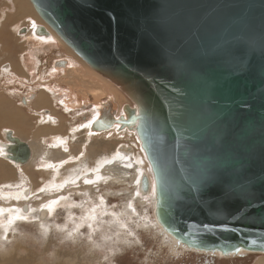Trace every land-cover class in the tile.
<instances>
[{
	"label": "water",
	"instance_id": "1",
	"mask_svg": "<svg viewBox=\"0 0 264 264\" xmlns=\"http://www.w3.org/2000/svg\"><path fill=\"white\" fill-rule=\"evenodd\" d=\"M30 2L137 105L128 117L138 119L161 235L198 252L264 253V0ZM6 133L4 157L29 164L30 144Z\"/></svg>",
	"mask_w": 264,
	"mask_h": 264
},
{
	"label": "rangeland",
	"instance_id": "2",
	"mask_svg": "<svg viewBox=\"0 0 264 264\" xmlns=\"http://www.w3.org/2000/svg\"><path fill=\"white\" fill-rule=\"evenodd\" d=\"M5 2L6 0H0V51L10 48L2 40L7 21L13 22V18L17 21L15 34L10 30L8 36V39L12 40L18 31L17 28L22 27L24 23V19L13 11L21 12L18 4L12 0ZM29 3L34 11L30 0ZM6 29L9 30V27ZM13 52L14 56H17L19 49L13 48ZM60 54H63L62 50ZM3 58L0 61H8L7 57ZM24 64L27 70H30L29 76H26L28 80L24 81L29 85L32 79L30 76L37 68L30 60H26ZM46 66L40 76L46 75L49 68L48 66L45 69ZM49 72L50 74L46 75L48 81L51 80V71ZM5 75L9 77V74ZM2 76L0 73V78ZM14 78L10 76L8 82L2 80L4 83H0V93L5 92L3 90L13 91L14 93L10 94L15 95L13 110L17 109L19 115H24L21 106L24 93L21 92L26 90L25 85L21 80L16 81V84ZM10 85L15 87H6ZM29 87L31 86H27V89ZM58 92L56 91L57 94ZM57 100L62 108V96H57ZM131 104V107L135 106ZM90 110L91 107L86 115L72 114V117L67 118L69 122L65 126L49 127L42 142L40 137L36 136L28 141L29 144L40 145L36 148L41 168L35 165L11 166L2 164L5 160H0V171L3 169V175L0 173L1 190L19 196H0V206H13L9 208L11 211L6 210L0 214L1 264H263L264 253L239 251L225 256L220 253L198 252L176 246L168 235H161V231L157 230L160 225L155 220V197L152 195L147 198L136 191V183L131 181V175L139 171L140 164L136 161L137 157L131 156L128 159L118 151L121 148L118 144L122 139L114 141L107 137L105 140L87 142L81 130L79 138L72 139L73 145L67 152L54 147L55 139L61 137L54 135L69 137V134H74L75 128L94 116L93 110ZM63 111L66 112L65 109ZM79 111L75 113H82ZM38 128L40 127L37 122L35 131ZM122 141L129 145L132 143L130 146L135 150H141L140 145L135 144L138 142L137 137L134 141ZM81 146L82 149L83 146L89 149L87 159L80 154ZM49 151L52 153H47ZM45 155L55 159L70 156V160H67L66 164L63 163L59 171L52 168L53 166L47 169L42 161ZM144 157L149 164L145 154ZM5 159L6 162L10 161ZM129 192L132 193V198ZM24 205H27L28 212L23 211ZM147 230H152V233ZM158 236L164 239L163 244ZM169 244L177 249L174 251Z\"/></svg>",
	"mask_w": 264,
	"mask_h": 264
},
{
	"label": "bare ground",
	"instance_id": "3",
	"mask_svg": "<svg viewBox=\"0 0 264 264\" xmlns=\"http://www.w3.org/2000/svg\"><path fill=\"white\" fill-rule=\"evenodd\" d=\"M12 1L16 2L18 6L20 7L19 9L22 13V18L24 19V23L22 24L23 26L21 27L19 31V35L22 34L20 37H25V39L23 40L26 41V45H24L25 43L24 41H23L24 42L23 45L18 44V47L19 45H22L23 47L19 54L20 55L19 61L14 62V65L8 66V67H6V65L4 66L2 65V69H0V73L5 77H6L5 73L9 74V77L17 76L19 80L24 81L26 80V76H29V71H30V70H27L24 64L26 60L27 61L30 60L33 62L34 66L37 68L36 71H38L39 76L41 75L43 67L48 64L47 63L48 61L46 62L44 58H46L47 56H50L53 64H54V61L57 60L56 68L55 69L53 68L51 70V75H50L51 80L48 81L46 85L44 84L46 87L49 88L48 91H47V88L44 85H42V87H40V91L37 90L39 94H37L34 91L35 93H32V95H30L31 93L29 92L30 94L24 97L23 99L24 102L26 103L28 102L27 104H30V105H35V102L38 99V102L36 103V106H37L36 110H33L34 115L37 116V122L40 127L36 131V137H40L41 142H42L45 137L44 134L49 131V127L60 128L62 126H65V124L69 122V120H67L68 117H72V114L83 115V113H85V110L87 109V106L91 105V108L94 112V116L89 121H86L85 124L75 128L73 131L74 134H69V137L58 135V134L54 135V137H57V136H61V137H57L55 139V141L53 142V146L56 148H59L60 150H62V152H67L69 150V147L73 145L72 139L73 138L78 139L79 135H81L80 134L81 130L83 131L82 135L84 136L87 142H90L93 140L95 141L101 140V139L105 140L107 139V137L108 139H113L114 141H119V139H122V140L127 139V141H131V140L134 141V138L137 137L138 142H136L135 144L140 145L141 150L144 153L141 150L133 149V146H130L132 143L129 145L127 143H124L122 140H121L122 142L120 141L118 145L120 147H123V146L131 147L133 151L132 153H127L126 151H121L120 149H118V151L120 150L119 152L128 159H130L131 156L137 157L136 161H139V164H140V167L138 169L139 171H137L134 176L131 175L132 182L136 183V191L141 194L140 192L141 186L143 189L141 174L142 172H145L149 176V179L151 182V189L146 194L144 195L141 194V195L146 196L147 198L152 197V195H154L155 197V194H154L155 184H154L153 175L151 172V167L149 166L150 163L147 164L145 160L144 154L146 156V153L144 149L142 148V143L140 141V138H139V135L136 129L138 125V122H137L138 119L135 118V119L130 120V118L128 117V114L132 113L131 110H133V108L138 109L137 105L133 103L134 102L133 99L122 90V88L119 86L117 82H114L108 77L97 72L88 63H86L85 60L81 56H79L78 53H76L75 50L72 49L67 44V42L62 38V36H60L55 30H53L49 25H47L42 20V18L39 17L37 13H34L35 10L33 11V9L30 7L29 0H12ZM25 22H27V24ZM39 26L44 28L43 35L38 34ZM16 39L20 40L18 36ZM17 40L16 42H18ZM60 50L63 51V54H60ZM55 53L57 54L54 55ZM0 54L6 55L3 53V50L0 51ZM52 56H56V59L54 60L55 57H52ZM101 83H103L104 86H101ZM3 91H5L3 92L4 96L5 95L9 96L10 94L13 93L11 92V90H7V92L6 90H3ZM56 91H59L58 94L56 93ZM36 95H39V96H36ZM57 96H62L61 102H62V105H64V109L66 112H64L63 109L60 107L59 105L60 102L57 100ZM35 97H37L36 100H34ZM0 98H2L1 94H0ZM6 98L4 99L6 100ZM29 100L31 101L34 100V102H31ZM106 100L107 102H105ZM13 103L15 104V102ZM128 103L131 105H135V106L131 107ZM45 106H48V107L44 109ZM7 107H10V106L8 105ZM88 109L86 110V112L88 111ZM45 111L47 112L45 113ZM77 111L79 112L82 111V113L80 114L75 113ZM68 112H72V113L67 114ZM11 114L15 118L19 115L17 109H14V110L12 109ZM120 116L121 117L124 116L125 120L127 121L129 120L127 122L128 124H126L127 126L123 129H121V125L118 121ZM4 124L5 122H3V125ZM9 128L10 127H8V129ZM8 129H4L5 136L7 135L6 131L7 132L9 131ZM13 133L15 136L22 139L16 131H14ZM2 140L0 138V142H4ZM30 146L32 148V159H31V162L27 165L29 166L35 165L39 167V165L41 164L39 162L38 150L36 146L40 147V145L38 143L37 145L30 144ZM83 147L84 148L82 149V146H81L80 154H83L84 158L87 159L89 155L87 150L89 149L88 147H85V146ZM47 153H52V152L49 151ZM4 154H5L4 147L1 145L0 146V160L2 161L5 160L4 163L2 164L14 165L15 163L11 161L6 162ZM67 160H70V156L62 158V159H55V158L48 157L47 155H45V159H43L42 161L45 163L44 166L47 169L53 166L52 168H55L59 171L60 166L63 163L66 164L68 162ZM126 164L129 166L128 163ZM131 164L132 163H130V165ZM20 168L22 170V167ZM2 172H3V169L0 171L1 175H3ZM5 183H9V182H5ZM12 194L13 193L7 194L4 191H2L0 188V196L6 197V198L7 197H19L18 194H13V195ZM19 195H21V193ZM12 207L13 206H10V207L0 206V214L1 213L3 214L4 213L3 211L10 210L9 208H12ZM11 218L13 219V217H10V219ZM155 220H157L158 225L159 224L161 225L159 226L161 228V231L166 232L167 230L165 229L166 226L164 225L165 222H164V217L162 216V211H159V210L157 211V218L155 216ZM166 235H168L173 240L171 235H169L168 233H166ZM173 241L175 242L176 239ZM176 246H172L173 248H175L174 251L177 249ZM262 263L264 264V260H262Z\"/></svg>",
	"mask_w": 264,
	"mask_h": 264
},
{
	"label": "crops",
	"instance_id": "4",
	"mask_svg": "<svg viewBox=\"0 0 264 264\" xmlns=\"http://www.w3.org/2000/svg\"><path fill=\"white\" fill-rule=\"evenodd\" d=\"M5 3H7V0H6V2ZM7 10V9H6ZM14 12H17V15L21 18L22 16H20V14H21V12H18V10H13ZM20 13V14H19ZM12 20H10L9 22L7 21V23H6V26H5V29H4V38L2 39V40H4V42L6 43V44H8V46L10 47L9 49H4L3 50V53L4 54H6V55H3V54H0V59H4L3 57H8V64H7V62H4V61H0L1 63H0V69H2V65L4 66V65H6V67H8V66H12V65H14V62H17V60L19 59V54H20V52H21V50H22V45H23V43H24V45H26V41L25 40H23V39H25V37H20L19 36V31H20V29H21V26L19 27V28H17L18 29V31H17V34L16 35H14V39L12 40V39H8V36L10 35V30H12V32L14 31V34H15V29H14V27H15V25H16V23H17V21H16V19L14 20V18H13V22H11ZM26 23V22H25ZM23 24V23H22ZM19 25V24H18ZM9 27V30L8 29H6V27ZM18 36V38L20 39V40H17L16 39V37ZM18 41V42H16V40ZM9 41H11L10 43H8ZM24 41V42H23ZM15 43V44H14ZM10 44V45H9ZM18 44H22V45H19V47H18ZM18 47V49H19V52H18V55L17 56H14V52H13V48H17ZM21 48V49H20ZM52 57H55L54 58V60L56 59V56H52ZM45 59V61L48 63V66H49V68H48V66L47 67H45V69L46 68H48V70H47V73H46V75H49L50 74V72L49 71H51V69H55L56 68V61L57 60H55L54 61V64L52 65V62H51V58H50V56H47L46 58H44ZM4 62V63H3ZM51 63V64H50ZM44 65H45V63H44ZM50 69V70H49ZM42 71H45L44 69L42 70ZM82 74V73H81ZM46 75L44 74V77L43 76H39L38 75V71H36L35 73H32V75L30 76V78H32L31 79V83L29 84L31 87H29L28 89H27V83H25L24 81H27L28 79H26V80H21L22 82H24L23 84L25 85V91H23V92H21V93H24L23 94V97L21 98V103H22V105H21V103H20V105L23 107V111H22V113H24V115H18L16 118L15 117H13L12 116V114H11V111H12V109H13V99L15 98V95L14 96H11V95H9V97L8 96H4V94L2 93H0L1 94V97L2 98H0V137H1V140L2 141H5V135H4V129H8V127H10L8 130H11V131H16L17 133H18V135L24 140V141H26V142H30V140L33 138V137H35L36 136V123H37V116H35L34 115V113H33V110H36V103L38 102V99H37V97H35V99L34 100H36V102H35V105H30V104H27L26 102H24L23 101V99H24V96H27V95H29L30 93V95H32V93H37V94H39L38 93V91H36V90H39L40 91V87H42V85H46V83H48V80L47 79H49L48 77H46ZM3 77V76H2ZM0 78V83L3 85V83H2V80L4 81V80H7V82H8V79H9V77L8 76H6V78L5 79H3V78ZM12 77H15V81H19V79L17 78V76H12ZM36 78V79H35ZM41 78V79H40ZM43 78V79H42ZM33 79H35L34 81H32ZM45 80V81H44ZM89 80V79H88ZM14 81V82H15ZM42 82H44V83H42ZM16 84H18V82H16ZM44 85V86H45ZM43 86V87H44ZM101 86H104V84L103 83H101ZM7 88H12V87H15V85H10V86H6ZM46 87V86H45ZM44 87V88H45ZM47 88V91H48V87H46ZM45 88V89H46ZM32 89H33V91H32ZM21 91V90H20ZM35 91V92H34ZM46 91V90H45ZM13 92V91H12ZM30 92V93H29ZM14 93V92H13ZM34 95V94H33ZM36 96H39V95H36ZM32 97V96H31ZM78 97V96H77ZM4 98H6V100L4 99ZM9 98V99H8ZM32 100V99H31ZM31 100H29V101H31ZM34 100L33 101H31V102H34ZM12 102V103H11ZM105 102H107V100L105 101ZM5 103V104H4ZM30 103V102H29ZM7 104V105H6ZM10 106V107H7V106ZM4 106V107H3ZM93 106V105H92ZM3 107V108H2ZM48 106H45V108L44 109H46ZM89 107H91V105H89V106H87V109L89 108ZM10 108V109H9ZM34 108V109H33ZM62 108H63V105H62ZM86 109V110H87ZM30 110V111H29ZM63 110H64V108H63ZM86 110H85V115H86ZM47 111H45V113H46ZM3 114V115H2ZM8 114V115H7ZM21 118H20V117ZM4 117V118H3ZM11 117V118H10ZM3 118V119H2ZM6 118V119H5ZM12 118H13V120H12ZM19 118V119H18ZM10 119V120H9ZM22 119V120H21ZM3 120V121H2ZM3 122H5L6 124H4L3 125ZM9 125V126H8ZM23 125V126H22ZM24 125H25V127H24ZM13 126H15V127H13ZM31 129H30V128ZM13 128H15V129H13ZM34 130V131H33ZM23 131V132H22ZM2 132V133H1ZM24 135V136H23ZM28 142V143H29Z\"/></svg>",
	"mask_w": 264,
	"mask_h": 264
}]
</instances>
